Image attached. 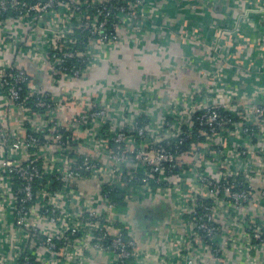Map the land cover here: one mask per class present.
I'll return each instance as SVG.
<instances>
[{
	"label": "built area",
	"instance_id": "1",
	"mask_svg": "<svg viewBox=\"0 0 264 264\" xmlns=\"http://www.w3.org/2000/svg\"><path fill=\"white\" fill-rule=\"evenodd\" d=\"M150 10L147 0H0V264H92L103 252L104 264H259L264 87L242 93L210 72L160 110L154 84L116 83L109 47L120 30L139 42ZM183 37L221 65L218 44ZM156 198L180 230L163 217L144 247L119 204Z\"/></svg>",
	"mask_w": 264,
	"mask_h": 264
},
{
	"label": "crops",
	"instance_id": "2",
	"mask_svg": "<svg viewBox=\"0 0 264 264\" xmlns=\"http://www.w3.org/2000/svg\"><path fill=\"white\" fill-rule=\"evenodd\" d=\"M150 9L157 15L147 20L148 32L139 42L125 40L123 31H119V41L109 47L110 59L117 69L118 83L130 88L142 84H154L153 94L157 103L164 109L172 95V89L191 90L193 85L213 72H220L228 86L238 87L242 93L264 87V14L258 11L264 0H147ZM246 9H252L244 17ZM150 10V11H151ZM244 14V15H243ZM162 27V31L159 29ZM185 32H191L203 44H218L222 51L221 65L210 60L205 47L195 46ZM224 34L216 41L214 38ZM259 43V44H258ZM220 44V45H219ZM221 46V47H220ZM237 48V50H236ZM219 50V53L221 52ZM207 55V58H206ZM213 55V53H212ZM11 56V53L7 56ZM227 57V58H226ZM212 59V58H211ZM239 63L243 69L238 72L232 67ZM22 66L33 77L35 84L42 90L55 92L50 85L46 71L32 64L27 58L22 59ZM247 68L257 69L256 73L242 71ZM106 65L92 71L90 78L104 76ZM144 87V86H143ZM58 92L54 93L57 94ZM145 93V92H144ZM145 95V94H144ZM120 206L121 216L134 228L136 240L144 247H152L154 235L152 225L142 229L137 227L133 217L134 208L142 213L151 214L157 208L164 209L165 226L179 227V219L172 216L169 202L156 198L151 204H128ZM156 208V209H154ZM180 230V227H179ZM238 261L241 259L232 252ZM108 253H96L92 264H104L111 260ZM175 263L174 261H172ZM259 264H264V252Z\"/></svg>",
	"mask_w": 264,
	"mask_h": 264
},
{
	"label": "trees",
	"instance_id": "3",
	"mask_svg": "<svg viewBox=\"0 0 264 264\" xmlns=\"http://www.w3.org/2000/svg\"><path fill=\"white\" fill-rule=\"evenodd\" d=\"M117 69H116V72H114V78H116V76H117ZM118 80L117 79H115V82L116 83H118L117 82ZM121 84H124V83H121ZM26 88L25 87H23V94H25V92H26ZM30 100V99H29ZM64 132V135L65 136H68L69 134L67 133V132H65V131H63ZM71 155H73V154H71ZM74 156V155H73ZM75 157V156H74ZM104 189H106V188H104ZM111 197L113 198V199H115V200H117V201H121V199L120 198H117L116 196H114V195H112L111 194ZM118 203H120V202H118ZM123 204V203H122ZM124 205V204H123ZM119 206H121V204H119ZM154 209H156V208H154ZM164 209H165V207H163V209H161V208H157V211L156 212H154V210H152V212H151V214H149V215H155V213H164ZM133 217H134V219H135V221H136V223H137V227H140V228H142V229H144V228H146L147 226H146V224L148 225V223H149V221H148V214H146V213H142V212H140L139 210H138V207H136V208H134V212H133Z\"/></svg>",
	"mask_w": 264,
	"mask_h": 264
},
{
	"label": "flooded vegetation",
	"instance_id": "4",
	"mask_svg": "<svg viewBox=\"0 0 264 264\" xmlns=\"http://www.w3.org/2000/svg\"><path fill=\"white\" fill-rule=\"evenodd\" d=\"M162 215L163 214L161 213H155V215L153 216L148 214V221H149L148 226H151V225L153 226L157 220L162 219L163 218Z\"/></svg>",
	"mask_w": 264,
	"mask_h": 264
}]
</instances>
